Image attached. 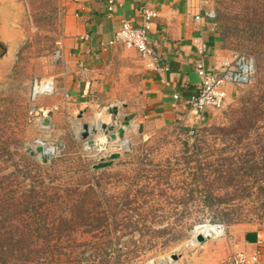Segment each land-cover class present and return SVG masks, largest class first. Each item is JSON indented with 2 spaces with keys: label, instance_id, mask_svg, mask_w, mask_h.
<instances>
[{
  "label": "rangeland",
  "instance_id": "rangeland-1",
  "mask_svg": "<svg viewBox=\"0 0 264 264\" xmlns=\"http://www.w3.org/2000/svg\"><path fill=\"white\" fill-rule=\"evenodd\" d=\"M214 5L227 48L254 59L256 82L232 86L204 118L124 141L98 171L81 132L101 120L73 116L67 127L58 116L45 127L30 117L55 96L35 102L32 92L56 86L65 0H0L10 49L0 60L1 264H195L206 244L189 246L197 228L264 229V0ZM38 138L64 149L52 165L35 152Z\"/></svg>",
  "mask_w": 264,
  "mask_h": 264
},
{
  "label": "crops",
  "instance_id": "crops-1",
  "mask_svg": "<svg viewBox=\"0 0 264 264\" xmlns=\"http://www.w3.org/2000/svg\"><path fill=\"white\" fill-rule=\"evenodd\" d=\"M109 1L65 0L60 39L64 57L54 76L55 96L40 100L38 108L50 112L49 118H41V121L45 124L50 120L51 127L56 125L58 116H66L68 127L67 122H71L73 116L86 115L101 120L102 124H114L119 133L128 118L131 124L124 138L115 141L118 143L150 134L157 124L188 121L198 116L188 105L201 86L197 74L201 58L196 42L202 40L208 45L205 66L214 74H218L224 60L234 54L227 48L217 23L208 19L196 22L190 5L198 0H114L117 5L113 12L109 11ZM146 9L158 14L149 32L157 59L156 69L148 68L136 50L123 46L112 47L107 52L100 50L101 43L109 41L123 22L141 27ZM86 36L88 40L83 39ZM231 90L229 86L228 94ZM113 108L119 109L116 123L109 113ZM102 137L111 140L109 136ZM201 249L203 252L200 251L195 264H219L232 253L255 250L261 252V264H264V229L234 228L213 249L207 243Z\"/></svg>",
  "mask_w": 264,
  "mask_h": 264
},
{
  "label": "built area",
  "instance_id": "built-area-1",
  "mask_svg": "<svg viewBox=\"0 0 264 264\" xmlns=\"http://www.w3.org/2000/svg\"><path fill=\"white\" fill-rule=\"evenodd\" d=\"M116 5L117 3L114 0H110L109 11L113 12ZM190 7L198 23H202L205 19L215 21L217 18L215 5L211 0H198L192 2ZM143 15L145 20L141 27H135L129 22H123L122 28L117 31L109 41L101 43L100 50L102 52H107L110 48L116 46H123L129 50H136L139 52L142 60L146 62L148 68L156 69L157 59L151 48L149 32L158 14L153 10L146 9ZM88 38L89 37L86 36V38L83 39L88 40ZM58 45L59 52L57 60L61 61L64 57L63 42L59 41ZM196 50L201 58L197 67V74L201 79V86L198 94L188 101V105L196 111L198 116L204 118L208 110H219L224 107L228 98L227 89L229 86L244 87L253 85L256 82V65L254 59L245 53H234L232 57L224 60L218 74H214L209 72L205 66L204 59L209 52V47L206 42L198 40L196 42ZM56 91L54 82H36L32 92L33 101L37 102L42 96H53ZM175 99H179V96H175ZM48 112L49 111L45 109L32 108L30 110V117L36 123L43 124L41 118L46 117ZM95 140L96 145L92 152L95 158L93 167L100 162L109 161L114 152L121 154L127 148L124 141L116 143L115 141H111L108 137H102V135L95 136ZM37 147H41L44 150V155L51 165L64 150L60 147L55 148L42 138H38L35 141L34 148L36 149ZM210 228H215V230H211ZM206 231L209 232L211 240L226 238L228 234L227 228L224 225L209 226ZM201 232H203L202 228H197L195 230L189 246H199L197 237L202 235ZM204 237L206 238V236ZM173 264L190 263L173 261ZM220 264H261V252L255 250L252 252L242 251L232 253L222 259Z\"/></svg>",
  "mask_w": 264,
  "mask_h": 264
},
{
  "label": "water",
  "instance_id": "water-1",
  "mask_svg": "<svg viewBox=\"0 0 264 264\" xmlns=\"http://www.w3.org/2000/svg\"><path fill=\"white\" fill-rule=\"evenodd\" d=\"M3 38L4 36L0 38V60L7 58L10 53L9 47L1 42ZM109 113L114 116V122L116 123L118 121L119 109L113 108L110 110ZM130 124H131V121L128 118L125 119L124 122L122 123L123 128L120 129L119 133H117V130L114 124L113 125L102 124L100 128L98 126L95 127V126L85 124L83 126V132H81V137L87 141V149L93 150L96 145L95 136L106 135V136H109L111 140L113 141H117L118 139L122 140ZM44 125L45 127H49L50 120H47ZM35 152L39 155L40 159L42 160L44 164L48 163L47 157L44 155V150L41 147H37L35 149ZM120 157H121L120 154H113L109 161L100 162L99 164L95 165L93 169L102 170V169L109 168L113 166L115 161L120 159ZM197 241L199 242V244L203 245L211 241V238L210 237L205 238L203 235H199L197 237ZM172 259L174 261L179 260L178 256H173Z\"/></svg>",
  "mask_w": 264,
  "mask_h": 264
},
{
  "label": "bare ground",
  "instance_id": "bare-ground-1",
  "mask_svg": "<svg viewBox=\"0 0 264 264\" xmlns=\"http://www.w3.org/2000/svg\"><path fill=\"white\" fill-rule=\"evenodd\" d=\"M103 123H104V122H103ZM101 125H102V122H99L98 127L100 128ZM210 229H211V228H210ZM206 230H207V227H205V228L203 229V232H201V234H202V235H205V234H206V237H210L209 232H207ZM211 230H213V229H211Z\"/></svg>",
  "mask_w": 264,
  "mask_h": 264
},
{
  "label": "trees",
  "instance_id": "trees-1",
  "mask_svg": "<svg viewBox=\"0 0 264 264\" xmlns=\"http://www.w3.org/2000/svg\"><path fill=\"white\" fill-rule=\"evenodd\" d=\"M225 40V39H224ZM257 42V40H255V43ZM0 264H1V258H0Z\"/></svg>",
  "mask_w": 264,
  "mask_h": 264
},
{
  "label": "clouds",
  "instance_id": "clouds-1",
  "mask_svg": "<svg viewBox=\"0 0 264 264\" xmlns=\"http://www.w3.org/2000/svg\"><path fill=\"white\" fill-rule=\"evenodd\" d=\"M213 230H215V228H213Z\"/></svg>",
  "mask_w": 264,
  "mask_h": 264
}]
</instances>
